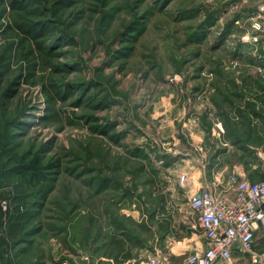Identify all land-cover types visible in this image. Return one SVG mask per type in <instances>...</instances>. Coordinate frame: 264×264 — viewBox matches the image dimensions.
Masks as SVG:
<instances>
[{
  "label": "rangeland",
  "instance_id": "374dc122",
  "mask_svg": "<svg viewBox=\"0 0 264 264\" xmlns=\"http://www.w3.org/2000/svg\"><path fill=\"white\" fill-rule=\"evenodd\" d=\"M262 6L0 0V134L26 110L0 156V264H146L156 254L181 264L200 249L188 198L213 169L214 83L203 74H223L212 94L222 101L224 71L238 68ZM31 22L44 23L40 48L18 29ZM188 94L203 104L201 115ZM97 123L113 124L119 142L94 132ZM38 152L49 167L23 169ZM97 176L110 181L99 192Z\"/></svg>",
  "mask_w": 264,
  "mask_h": 264
},
{
  "label": "crops",
  "instance_id": "0c3cea01",
  "mask_svg": "<svg viewBox=\"0 0 264 264\" xmlns=\"http://www.w3.org/2000/svg\"><path fill=\"white\" fill-rule=\"evenodd\" d=\"M252 35L250 28L249 38L241 42V52L235 59L238 68L224 71L226 91L222 101L213 97V93L222 90L216 82L221 83L223 74L216 69L203 74L206 77L205 73H210L214 83L209 102L211 113L208 144L210 156L213 157V169L211 176L201 172L198 181L192 183L191 187L207 184L212 180L214 172H222L225 177L244 174L250 181L264 179V40L256 42L250 38ZM200 83L203 81L200 80ZM187 96L191 106H195V111L201 115L204 112L203 104L195 103V98L191 99L189 94ZM198 140L199 144H203L202 136ZM235 257L236 264H250L247 257Z\"/></svg>",
  "mask_w": 264,
  "mask_h": 264
},
{
  "label": "built area",
  "instance_id": "2783aa9c",
  "mask_svg": "<svg viewBox=\"0 0 264 264\" xmlns=\"http://www.w3.org/2000/svg\"><path fill=\"white\" fill-rule=\"evenodd\" d=\"M251 29L254 41L264 37V6L252 18ZM188 179L182 174L180 185L189 186ZM188 203L193 228H199L203 245L181 264H236V255L247 257L250 264H264V179L250 181L244 174H216L194 190ZM166 261L156 254L146 264Z\"/></svg>",
  "mask_w": 264,
  "mask_h": 264
},
{
  "label": "trees",
  "instance_id": "16d2710c",
  "mask_svg": "<svg viewBox=\"0 0 264 264\" xmlns=\"http://www.w3.org/2000/svg\"><path fill=\"white\" fill-rule=\"evenodd\" d=\"M32 24L29 23H23L20 24L18 29L21 30L24 35L28 36L30 39L34 40L36 43H38L39 48L42 46L43 42H38V38L42 37V35L44 34L43 30L44 27V23H41V25L36 26V24H33L34 22H31ZM133 27L130 26L127 29H131ZM134 29V28H133ZM77 106L80 105V101L76 103ZM25 109L20 111L15 117L13 118H9L6 119L4 124L2 125V132L0 134V156L2 154V152H5L6 147H8V145H11L14 137H13V133H12V127H15L16 125L18 126L20 124H18L19 118L24 115L25 113ZM93 121H97L96 118L92 119ZM97 126L93 127L92 130L94 132L97 133H102L103 135H107L109 136L111 139H113V141L115 142H119V139L121 137V135L119 133H110L111 129L114 128V125L109 123V124H96ZM45 148V145H44ZM43 150V147H41L40 151ZM40 152H38V155L34 156V158L28 162L22 165L23 169L25 170H32L34 173H43L44 169L47 166H44L43 164H41V159H40ZM98 184L97 188L98 190H96L97 192H99L101 189H103L104 187H108L110 181L109 178L105 177V176H97L96 178L93 179V184ZM111 185V184H110ZM1 220H2V213H0V226H1ZM0 254H1V249H0ZM3 256V255H2ZM1 256V257H2ZM3 258V257H2Z\"/></svg>",
  "mask_w": 264,
  "mask_h": 264
},
{
  "label": "bare ground",
  "instance_id": "6f19581e",
  "mask_svg": "<svg viewBox=\"0 0 264 264\" xmlns=\"http://www.w3.org/2000/svg\"><path fill=\"white\" fill-rule=\"evenodd\" d=\"M196 189V188H195Z\"/></svg>",
  "mask_w": 264,
  "mask_h": 264
}]
</instances>
